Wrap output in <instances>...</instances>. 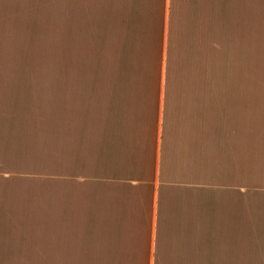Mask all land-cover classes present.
<instances>
[{
	"label": "crops",
	"instance_id": "1",
	"mask_svg": "<svg viewBox=\"0 0 264 264\" xmlns=\"http://www.w3.org/2000/svg\"><path fill=\"white\" fill-rule=\"evenodd\" d=\"M9 63L99 71L58 77L48 146L7 154L21 168L0 172V223L47 224L49 255L60 256L50 264H156L162 241L183 239L162 236L170 220L189 224L185 205L217 192L228 106L241 108L230 127L243 141L244 88L219 96L216 81L264 79V0H0ZM186 80L199 83L171 87ZM234 161L225 168L243 178L244 155ZM9 243L1 236L0 251Z\"/></svg>",
	"mask_w": 264,
	"mask_h": 264
},
{
	"label": "rangeland",
	"instance_id": "2",
	"mask_svg": "<svg viewBox=\"0 0 264 264\" xmlns=\"http://www.w3.org/2000/svg\"><path fill=\"white\" fill-rule=\"evenodd\" d=\"M67 71L95 73L99 71V65L0 64V172L7 177L19 173L21 168L15 159L7 158L18 156L19 147L27 146V150L33 153L32 146L26 145V141L32 145L39 141L43 147L48 146L47 124L49 112L53 109L50 100L64 88L65 81L58 77H64ZM170 82L172 88L197 87L199 83L190 80ZM216 83L219 96L223 93L220 92L222 88H244L243 141L232 136L233 128L230 127L232 122L236 123L234 116L241 108L236 111L234 105L228 106L225 114H221L223 117L218 116L216 129L217 192L213 189L202 191L200 208L196 201L195 207L185 205L186 219L191 220L189 224L171 225L170 220L162 236H167L169 229L173 228L178 230L180 237L183 234V239L162 241L156 264H264V79L218 80ZM229 93L234 99L235 90ZM219 109L218 104V112ZM221 118L225 119L221 121L225 128L220 124ZM33 149L37 150V147L33 146ZM241 154L244 155L243 178L225 168L228 164L235 166L234 158ZM188 196L185 190L184 200ZM208 197L212 201L211 211L206 210ZM189 201L192 202V196ZM240 212L243 224H240ZM47 226L0 223V237H8L10 241L9 248L0 251L3 252L0 263L50 264L58 261L60 256L49 255L47 239L43 236L47 235ZM22 238L28 239L24 241ZM68 257L63 260L69 263V258L72 262L76 259ZM95 258L78 257L80 260L89 259L86 263H96Z\"/></svg>",
	"mask_w": 264,
	"mask_h": 264
}]
</instances>
